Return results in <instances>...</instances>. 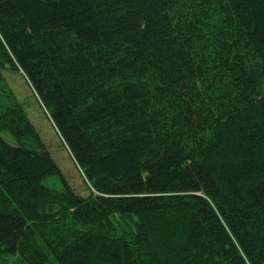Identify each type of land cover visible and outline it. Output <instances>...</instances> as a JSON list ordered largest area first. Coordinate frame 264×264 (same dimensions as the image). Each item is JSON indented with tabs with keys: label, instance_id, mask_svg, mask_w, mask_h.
I'll use <instances>...</instances> for the list:
<instances>
[{
	"label": "trees",
	"instance_id": "16d2710c",
	"mask_svg": "<svg viewBox=\"0 0 264 264\" xmlns=\"http://www.w3.org/2000/svg\"><path fill=\"white\" fill-rule=\"evenodd\" d=\"M0 264H264V0H0Z\"/></svg>",
	"mask_w": 264,
	"mask_h": 264
},
{
	"label": "rangeland",
	"instance_id": "374dc122",
	"mask_svg": "<svg viewBox=\"0 0 264 264\" xmlns=\"http://www.w3.org/2000/svg\"><path fill=\"white\" fill-rule=\"evenodd\" d=\"M4 76L8 86L20 100L28 117L40 134L48 152L64 174L68 184L80 195H86L83 180L77 166L68 154L66 147L56 133L50 121L43 115L29 84L21 71H5Z\"/></svg>",
	"mask_w": 264,
	"mask_h": 264
}]
</instances>
